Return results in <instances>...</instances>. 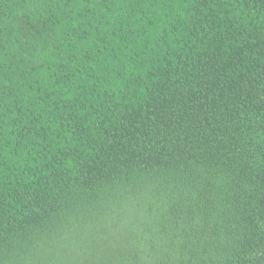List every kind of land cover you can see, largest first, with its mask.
I'll return each instance as SVG.
<instances>
[{"label": "trees", "instance_id": "16d2710c", "mask_svg": "<svg viewBox=\"0 0 264 264\" xmlns=\"http://www.w3.org/2000/svg\"><path fill=\"white\" fill-rule=\"evenodd\" d=\"M0 264H264V0H0Z\"/></svg>", "mask_w": 264, "mask_h": 264}]
</instances>
